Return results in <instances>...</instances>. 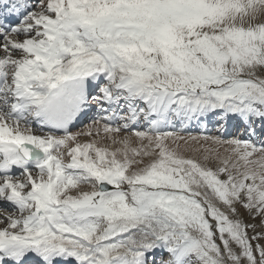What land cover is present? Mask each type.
<instances>
[{"label":"snow or ice","instance_id":"6c2138e0","mask_svg":"<svg viewBox=\"0 0 264 264\" xmlns=\"http://www.w3.org/2000/svg\"><path fill=\"white\" fill-rule=\"evenodd\" d=\"M0 202V264H264V0H0Z\"/></svg>","mask_w":264,"mask_h":264},{"label":"clouds","instance_id":"9594fccd","mask_svg":"<svg viewBox=\"0 0 264 264\" xmlns=\"http://www.w3.org/2000/svg\"><path fill=\"white\" fill-rule=\"evenodd\" d=\"M45 96L44 102L33 109L39 115L32 118L39 119L49 127L62 128L70 124L85 106L87 86L85 81L68 73L67 78L56 82L55 88H46Z\"/></svg>","mask_w":264,"mask_h":264},{"label":"bare ground","instance_id":"6f19581e","mask_svg":"<svg viewBox=\"0 0 264 264\" xmlns=\"http://www.w3.org/2000/svg\"><path fill=\"white\" fill-rule=\"evenodd\" d=\"M86 109H85V107H83L82 108V112H81V114L85 111ZM95 112V108H93L92 110H91V113L90 114H93ZM33 121H34V119H33ZM36 124H34V125H36V126H39V127H42V128H44L45 129V126L43 125V123L40 121V120H36ZM209 124H211V123H209ZM82 126V124L79 126V127H77L76 129H74V131H76V130H79V128ZM194 129V128H193ZM45 130H47V129H45ZM49 131V130H48ZM71 132V131H70ZM37 134H41L40 133V131L39 130H37ZM84 139H86V138H88V137H83ZM82 139V138H81ZM155 252H154V256H155V258L157 257V255H158V253L160 254V252H165L162 248H160V249H156V250H154ZM157 260H159V259H157Z\"/></svg>","mask_w":264,"mask_h":264},{"label":"rangeland","instance_id":"374dc122","mask_svg":"<svg viewBox=\"0 0 264 264\" xmlns=\"http://www.w3.org/2000/svg\"><path fill=\"white\" fill-rule=\"evenodd\" d=\"M194 129H197L196 127L194 128ZM194 129H189V131L190 132H192L193 134H197L198 133V129L197 130H194ZM210 134H214V131H213V126H211L210 128ZM233 131V129L231 128V130H230V132H232ZM123 134V133H122ZM84 136H81L80 137V139H81V141H85V140H87V139H89V138H86V139H84L83 138ZM238 208H239V206H237ZM239 211H240V214H241V216L244 218V219H247V215L244 213V210L243 209H239ZM250 235H251V233H250ZM161 253V252H160ZM159 254V253H158ZM166 255V254H165ZM158 256V255H157ZM164 258H167V257H164ZM156 259H157V257H156ZM158 259H160V258H158Z\"/></svg>","mask_w":264,"mask_h":264}]
</instances>
